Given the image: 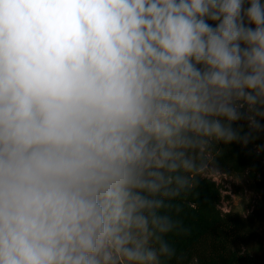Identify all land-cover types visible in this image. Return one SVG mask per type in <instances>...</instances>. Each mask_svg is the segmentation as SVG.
<instances>
[{"label":"clouds","instance_id":"obj_1","mask_svg":"<svg viewBox=\"0 0 264 264\" xmlns=\"http://www.w3.org/2000/svg\"><path fill=\"white\" fill-rule=\"evenodd\" d=\"M262 122L264 0H0V264H164L190 150Z\"/></svg>","mask_w":264,"mask_h":264},{"label":"trees","instance_id":"obj_2","mask_svg":"<svg viewBox=\"0 0 264 264\" xmlns=\"http://www.w3.org/2000/svg\"><path fill=\"white\" fill-rule=\"evenodd\" d=\"M240 124L248 131L247 124L242 121ZM202 146L218 153V165L229 173L247 170L251 173L258 161H264V132H254L247 144L242 140L227 144L210 140ZM202 146L189 152L197 169L190 173L183 170L175 173L185 183L181 186L174 180L172 187L177 194L164 197L176 223L167 237L175 249V256L164 264H263L257 257L237 247L238 242L247 236L249 228L232 212H223L220 207L221 186L198 170L207 160L205 156L195 158ZM260 173L259 186L263 189L264 165Z\"/></svg>","mask_w":264,"mask_h":264},{"label":"rangeland","instance_id":"obj_3","mask_svg":"<svg viewBox=\"0 0 264 264\" xmlns=\"http://www.w3.org/2000/svg\"><path fill=\"white\" fill-rule=\"evenodd\" d=\"M242 123L247 124L246 121ZM215 142L221 144L220 141ZM201 156H205L207 160L201 167L203 170L199 171L221 186V209L241 218L249 228L247 236L238 242L237 247L242 252L257 257L264 264V188L259 186L264 161H258L251 173L248 170L243 173H229L218 165V153L205 150L202 146L201 151L196 152L195 158ZM149 244L154 247L151 240Z\"/></svg>","mask_w":264,"mask_h":264}]
</instances>
